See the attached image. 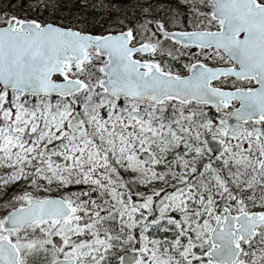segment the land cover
<instances>
[{
  "label": "snow or ice",
  "instance_id": "obj_1",
  "mask_svg": "<svg viewBox=\"0 0 264 264\" xmlns=\"http://www.w3.org/2000/svg\"><path fill=\"white\" fill-rule=\"evenodd\" d=\"M0 264H264V0H0Z\"/></svg>",
  "mask_w": 264,
  "mask_h": 264
}]
</instances>
